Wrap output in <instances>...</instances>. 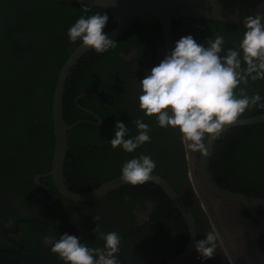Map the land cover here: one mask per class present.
Segmentation results:
<instances>
[{
	"label": "flooded vegetation",
	"instance_id": "1",
	"mask_svg": "<svg viewBox=\"0 0 264 264\" xmlns=\"http://www.w3.org/2000/svg\"><path fill=\"white\" fill-rule=\"evenodd\" d=\"M53 3L57 2L24 5L26 19L9 22L10 28L18 33L10 34V39L18 47L14 63L5 59L3 64V75H10L13 81L29 78L41 85H53L52 96L65 63L81 46L79 42L69 43L67 30L83 14L82 9H89L87 15L104 11L108 16L105 33L117 26L103 9ZM197 21L201 20L188 23L185 31L176 30L180 21L174 22L167 38L158 21L136 20L113 39L117 42L114 48L104 54L90 50L79 58L68 74L64 93V119L73 127L68 132L64 184L74 193L93 191L119 178L126 161L148 155L156 162L152 174L166 180L191 210L195 241L204 239L211 230L217 233V249L211 259L202 260L193 247L190 259L184 264H264V206L236 203L214 194L201 178L197 158L193 160V180L188 150L182 146L179 133L158 127L155 117H145L138 108L137 84L170 53L176 41L192 35L197 43L206 46L211 37L203 35H211L209 32L216 27L210 24L204 28ZM263 82L257 88L260 96ZM247 94L255 93L247 89ZM256 113L252 106L238 119L264 112ZM137 119L149 125L150 142L131 154L120 148L113 150L108 141L113 138L116 122H123L129 135L134 136L136 128L132 122ZM259 125L235 127L216 139L209 171L218 188L264 199V136L262 141L252 142L245 149L249 130L242 129L245 131L241 134L236 130ZM261 129L264 134V126ZM53 132L52 121V141H49L51 135L37 138L27 149L32 151L34 147L29 166L9 179L6 177L0 185V264H63L50 253L51 244L45 242V237L58 239L59 235L68 233L89 246H99L102 242L93 231L96 224L99 231L119 234L120 264H165L188 250L191 241L188 224L166 193L151 181L142 186H123L88 202L65 197L51 176L40 178L38 184L36 177L48 174L52 167ZM192 153L200 156V152ZM17 176L24 181L19 182Z\"/></svg>",
	"mask_w": 264,
	"mask_h": 264
},
{
	"label": "clouds",
	"instance_id": "2",
	"mask_svg": "<svg viewBox=\"0 0 264 264\" xmlns=\"http://www.w3.org/2000/svg\"><path fill=\"white\" fill-rule=\"evenodd\" d=\"M83 14L68 28L69 43L79 42L84 49L104 54L116 46L104 28L108 16L104 11ZM264 15L244 19L238 43L226 46L224 35L215 33L205 44L192 35L182 36L170 53L139 81L138 108L145 117H155L157 126L178 132L182 146L191 152L206 154L204 139L219 138L225 126L232 125L261 96L247 94L249 82L264 80ZM136 134L129 135L124 123L117 121L111 148L133 153L150 142L149 125L141 119L134 122ZM156 162L148 155H139L122 164L120 180L129 186H142L151 179ZM126 200L127 197H124ZM99 246H89L77 236L64 233L58 239L45 237L50 253L63 264H120L118 253L121 238L115 231L94 228ZM194 251L202 260L211 259L217 249V233L205 234L194 243Z\"/></svg>",
	"mask_w": 264,
	"mask_h": 264
},
{
	"label": "water",
	"instance_id": "3",
	"mask_svg": "<svg viewBox=\"0 0 264 264\" xmlns=\"http://www.w3.org/2000/svg\"><path fill=\"white\" fill-rule=\"evenodd\" d=\"M45 2H57L75 4L89 7H97L105 10L116 21L114 30L106 33L108 38L116 39L121 36L136 20L158 21L169 37L171 25L182 19L201 20L212 23L232 25L234 27H244V19L248 16L255 17L257 14L264 15V0H34ZM264 23V21H262ZM172 50V49H171ZM170 50V52H171ZM90 49L81 46L69 57L65 63L55 87L52 103L53 133L55 137V152L52 167L48 174L37 176L35 181L40 184V178L53 177L54 183L60 192L70 200L75 202H88L103 198L107 194L123 186L119 178L102 184L100 187L90 192L74 193L64 184V166L68 150L69 126L64 119V93L68 74L77 61ZM264 122V113L251 118L237 119L232 125L225 126L223 134L235 127L255 126ZM217 138H208L205 142L206 154L197 157L196 154L188 150L192 179L194 176V158H197L200 166V173L206 187L214 194L220 195L236 203H244L251 206H264V199L251 198L237 195L229 191L218 188L212 181L209 171V160ZM159 186L168 196L174 207L182 213L189 226L191 241L188 250L175 259L169 260L165 264H184L190 259L191 251L196 240V228L194 216L188 205L174 191L170 184L155 174H151L149 180Z\"/></svg>",
	"mask_w": 264,
	"mask_h": 264
},
{
	"label": "trees",
	"instance_id": "4",
	"mask_svg": "<svg viewBox=\"0 0 264 264\" xmlns=\"http://www.w3.org/2000/svg\"><path fill=\"white\" fill-rule=\"evenodd\" d=\"M27 2L24 0H0V185L6 177L9 179L12 174L29 166L34 147L32 151H27V149L36 143L37 138L51 135L52 132L51 104L54 86L47 83L41 85L35 79L29 78L13 81L10 75L8 77L3 75L5 59H9L10 63H14L16 48L18 47L16 42L10 39V34L18 33L15 29L10 28L9 22H19L22 20L20 18L26 19L22 11L24 5L51 3L45 1ZM33 6L31 7L32 15L35 8ZM11 15L12 17L8 20ZM191 21L190 19H182L175 29L185 31L187 30V24ZM197 22H200L203 26L205 25L204 28L206 25L211 24L210 27L215 25L216 30L213 29L214 31L209 32L211 35H203V37L212 38L215 33H220L224 35L227 47L238 43L242 36L243 27L227 26L212 22L206 23L204 21ZM225 28L232 30L227 31ZM198 32L204 33L205 31ZM260 83L261 80L249 82L247 89H252L254 93H257ZM262 90V99L259 103H263L264 100V82ZM254 108L257 110L256 114L264 112L260 107L254 106ZM263 126L264 124L259 125L258 128L236 129L240 134L242 131L249 130V137H247V142L244 141L243 145L245 149H248L252 142L262 141L264 134L261 128ZM49 141H52V135ZM240 143L241 141H239ZM17 178H19V182L24 181L20 176H17Z\"/></svg>",
	"mask_w": 264,
	"mask_h": 264
}]
</instances>
